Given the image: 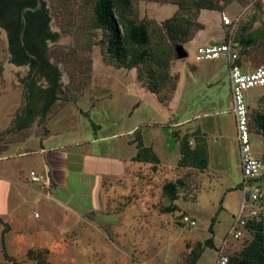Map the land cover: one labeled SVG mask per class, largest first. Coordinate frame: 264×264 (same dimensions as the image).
<instances>
[{"label": "rangeland", "instance_id": "374dc122", "mask_svg": "<svg viewBox=\"0 0 264 264\" xmlns=\"http://www.w3.org/2000/svg\"><path fill=\"white\" fill-rule=\"evenodd\" d=\"M45 1L51 12L50 29L58 34L56 41L49 43L47 51V56L62 73L59 92L62 113L58 120L70 122L72 114L79 111L88 115V118L82 116L76 119L80 130L67 131L68 138L73 140L79 137L85 141L93 135L95 137L92 122L99 126L98 134L104 136L121 131L124 123L134 125L151 121L153 124L145 131L146 140H154L156 150L152 148L158 153L160 163L135 164L132 179H126L123 183L114 184L108 178L104 179L103 191L108 196L112 195L114 188L128 194L117 204L109 198L103 207V196L99 192L88 195L86 191L90 187L85 185L80 189L73 182L70 189L53 194L56 199L64 197L63 200L74 194L73 206L81 212L85 211L84 219L80 216L77 225H69L66 229L60 228L59 223L45 224L44 215L37 207L27 211H6L4 201L8 188L0 183V211L6 213L7 222L13 228L3 225L2 231L0 225V264H194L195 255L203 249L198 244H204L211 236L209 228L213 218L217 217L214 225L215 245L206 247L197 263L215 264L218 247L228 237L244 200L243 191L236 189L243 176L236 124L233 114L229 113L232 106L230 78L226 77L225 83L214 89L222 95L218 106L211 103V96L208 97L211 91L208 85L197 80L193 86L196 96L190 98L191 118L187 123L192 125V129L181 133L179 127L172 129L169 124H164L167 109L159 103L155 94L139 85L136 70L113 67L111 58L106 54L104 34L94 27L97 0ZM197 2H213L218 10L196 9ZM179 4H185L180 11ZM131 12L132 19L138 23L145 22L149 27L154 44L170 50L172 54L176 45L170 40L164 25L177 12L176 16L182 20L184 28L194 36L206 26H209L206 34L214 33L219 16L224 27L220 42L230 36L236 41L241 35L249 36L264 28V0H133ZM223 14L234 20L233 26L223 25ZM201 16L203 25L200 23ZM8 41V35L0 28V130L8 129V122L16 114L23 113L12 108L14 103L5 101L14 100L24 107L29 98L23 79L28 78L30 73L27 67L11 62ZM179 45L185 46L189 56L175 63L172 61L171 72L174 75H179L177 69L173 68L177 66L175 64L195 66L192 64L196 62L195 43ZM239 47L241 64H251L256 68L264 65L262 35L255 40L249 53L245 54L243 47ZM221 62L206 65L225 66L224 61ZM169 94L167 92L165 96ZM246 97L254 135L253 153L261 161V173L264 174V142L252 124L256 113H264V88L251 89ZM68 102L72 104L65 106ZM137 104L139 108L135 109ZM184 106L186 104L182 103L181 111ZM221 106L227 112L217 113ZM130 113L133 114L131 119ZM175 133L178 134L176 140ZM27 135L28 131L23 130L12 138L0 136V151L11 141L25 139ZM161 135L163 141L167 140L165 145H159ZM186 135L195 150L208 145L209 164L206 169L181 165L180 139ZM115 145H118V141L86 144L83 151H90L97 158L116 153ZM129 153L134 156L136 150L132 148ZM178 179L184 182L179 189L178 199L173 203L178 210L163 213L162 209L172 204L163 186ZM141 193L149 195L150 199L143 200L147 205H129L126 214H122L123 204H131ZM220 207H223L221 211ZM185 216L192 217L197 222L196 226L184 224L182 220ZM121 219L125 220L126 225ZM111 224L122 226L120 230H114ZM125 226L127 228L123 229ZM249 240L251 236L246 233L240 240H233L229 253L240 254Z\"/></svg>", "mask_w": 264, "mask_h": 264}, {"label": "crops", "instance_id": "0c3cea01", "mask_svg": "<svg viewBox=\"0 0 264 264\" xmlns=\"http://www.w3.org/2000/svg\"><path fill=\"white\" fill-rule=\"evenodd\" d=\"M200 23L204 24L202 16ZM221 25L220 18L217 16V28L214 33L206 34L209 28V26H206L204 30H201L194 36L193 40L186 44L195 43L194 50L196 51L200 46L222 43L220 42L223 38L221 30L224 27ZM217 61L218 63L219 61H224L225 66H208ZM175 65L177 66H173V68L175 67V69H177L180 79L173 100L168 107L159 103L167 109V115L163 118L164 124H169L172 129H177L179 127L181 133H187L192 129V125L187 123L191 118V108L189 105L192 102L191 99L196 96L193 86L196 85L197 80L204 81V84L208 85L211 90L208 95V97L211 96V103L218 106V102L221 100L222 95L214 89L220 84L225 83L226 77L230 78L229 64L227 60L219 59L211 62H195V64H192L195 66ZM241 66L245 73L256 69V66L254 67L251 64H241ZM41 86L42 88L48 87L47 84H41L40 87ZM192 93L194 94L190 97ZM50 100V98L44 97H29L24 107H21L20 103L17 104L18 102L14 100L11 102L9 100L5 101V103H14L12 108H16L18 111L22 110L23 113L16 114L8 122L9 128L0 130V135L6 136V138H12L17 132H22L23 130H27L28 135L25 139L21 138L11 141L4 150L0 151V183L5 184L8 188L4 201L6 211H22V209L27 211L29 208L33 209L37 207L44 215L45 224L59 223L61 226L60 228L64 227V229H66L69 225H77L80 216H83L84 219L85 217L83 214L85 211L81 212V210H77V208L73 206L72 202L76 197L74 194L66 200H63L64 197L56 199L53 197V194H59L61 190L66 191L70 189L73 182L76 184L77 188L80 189L85 185L88 188L90 187L88 191H86L88 195H92L93 193L95 195V192H99L103 196V207L107 204L106 199L109 198L117 204V201L124 199L128 194L124 193V191H120V189L116 190L114 188L112 195L108 196L103 191V180L108 178L110 182L119 184V182L123 183L126 179H132V172L135 164H145L133 161V157H135L138 152L136 144L132 143L134 133L140 128L145 145L155 149L154 140L148 142L145 132L150 127V124L153 123H151V121L135 123L134 125H126V123H124L121 131L102 136L97 132L99 126L92 122L96 131L95 137L93 135L85 139V141H82L79 137L70 140L67 131L73 129L79 131L80 127L76 119L82 116L88 118V115L83 111H79L73 113L71 117L69 116L70 122H61L58 119L62 113L60 111L62 107L59 106L62 100L59 98V95L55 101ZM182 103H185L186 106H184L181 111L180 107ZM71 104L72 102H68L65 106ZM138 106L137 104L136 108H139ZM220 108V112L217 113L227 112L223 109V106ZM232 108L233 103L229 110L231 114H233ZM132 115L133 114L130 113V119ZM12 125L14 126L11 128ZM162 135L159 139V145H165L167 142V140L166 142L163 141L164 138ZM259 137L264 142V137ZM236 140L238 141L237 131ZM107 141H118V145L114 146L116 153H107L106 155L103 154V156L96 158L92 156L90 151H83L86 144L92 145L94 143H103ZM132 148L136 150V155L134 156L129 153V150ZM104 156L106 157L104 158ZM103 160H107V162H103ZM28 161L29 163H27ZM32 171H35L42 177L41 183H34L32 181L30 175ZM72 177H74V179H72ZM262 177H264V174H262ZM144 199H150V197L147 194L141 193L139 196L135 197L131 204L127 203V205L124 203L121 213L126 214L129 205L146 206L147 203L143 201ZM5 215V212L0 211V225L2 226V231H4L3 225L12 228V225L7 222ZM39 217H41V215H39ZM109 221H111L110 218ZM121 221L125 223L123 225H126L124 219H121ZM119 224L111 225H113L114 230H120L122 225L120 226ZM126 228L125 226L123 229ZM1 258H3V254Z\"/></svg>", "mask_w": 264, "mask_h": 264}, {"label": "trees", "instance_id": "16d2710c", "mask_svg": "<svg viewBox=\"0 0 264 264\" xmlns=\"http://www.w3.org/2000/svg\"><path fill=\"white\" fill-rule=\"evenodd\" d=\"M132 4L133 0H97L95 4L94 27L97 30H101L104 34L105 40L103 43L106 46V54L109 55L113 62V67L118 70H136L138 82L147 91L155 94L161 104L169 106V103L173 100L174 92L177 89V84L180 79L179 75H174L171 72L172 61L174 63L179 60L176 47L173 55L170 50L160 48V46L154 44L152 34L146 23H138L130 17ZM184 5L179 4L178 11L182 10ZM27 6L35 7L37 6V2L35 0H0V25L9 34L10 52L15 56L13 62L18 65L30 60L22 48L19 39L20 31L23 27L21 11ZM195 7L196 9L218 10V6L213 2H197ZM50 13L46 1L41 10L26 12L28 26L24 33V41L28 50L41 59H44L47 55L48 47L46 41H56L58 37V34L52 32L50 29ZM177 14L171 19H168L164 25L170 40L176 46L179 44L185 45L194 38V35H190L188 29L184 28V24L176 16ZM261 35L264 39V28L263 30L261 29L250 33L249 36H239L236 40L237 42L234 39L239 49L240 64L241 49L239 45L243 47L245 54L249 53V49L255 40ZM56 88L57 84L55 83L50 101L57 99ZM167 92L170 94L166 97ZM252 122L256 132L264 137V113H256L253 116ZM250 126H252L251 120ZM174 137L175 140L178 139V134L175 133ZM180 141L183 155L181 165L206 169L209 164L208 145L205 144L195 150L190 146L189 136L187 135L181 138ZM132 143L136 144L138 148L137 155L133 157V161L140 163H160V158L154 149L145 145L140 128L134 133ZM261 181H264V177L261 178ZM183 185L184 182L178 179L175 182H167L163 186L165 195L172 202V204L162 209L163 213H174L178 210V206L173 203L178 199L179 189ZM243 185V182H241L236 189L242 190ZM262 207L264 208V201ZM222 209L223 207H220V211ZM216 221L217 217H214L209 228L211 236L204 244H198L203 249L200 254L195 255L194 264L198 263L206 247H214V225ZM246 234L251 236V240L244 245L240 254L235 255L230 253V264H264V210L260 220L249 222Z\"/></svg>", "mask_w": 264, "mask_h": 264}, {"label": "built area", "instance_id": "2783aa9c", "mask_svg": "<svg viewBox=\"0 0 264 264\" xmlns=\"http://www.w3.org/2000/svg\"><path fill=\"white\" fill-rule=\"evenodd\" d=\"M222 23L231 27L234 20L226 14L222 15ZM195 61L210 62L225 59L229 64V76L232 92V112L235 116L237 137L240 148L241 170L243 176L244 200L239 215L234 218L228 237L218 247L217 260L215 264H230L229 249L233 240L238 241L246 233L247 225L251 221L260 220L264 208V181H261V161L254 156L250 126L249 104L246 93L254 88H264V65L250 72L245 73L239 63L240 54L233 36L222 43L200 46L196 49ZM31 179L34 183H41L42 177L35 171L31 172ZM183 223L194 227L197 222L189 216L183 218Z\"/></svg>", "mask_w": 264, "mask_h": 264}, {"label": "flooded vegetation", "instance_id": "af4514ba", "mask_svg": "<svg viewBox=\"0 0 264 264\" xmlns=\"http://www.w3.org/2000/svg\"><path fill=\"white\" fill-rule=\"evenodd\" d=\"M8 38H9V34H8ZM52 42L55 41L47 40L46 41L47 47L49 43ZM28 57L30 58V60L25 61V63L23 64L18 65L13 62L15 56L11 54V62L16 66L27 67L30 73L28 78L23 79V86L24 88L28 89L29 97L51 98L53 86L55 83L57 84L56 96H58L62 83L61 82L62 73L58 65H56L47 55L44 57V59H41L39 56H37V59L31 58L30 56ZM41 84L42 85L47 84L48 87L42 88V86L40 87Z\"/></svg>", "mask_w": 264, "mask_h": 264}, {"label": "water", "instance_id": "95a60500", "mask_svg": "<svg viewBox=\"0 0 264 264\" xmlns=\"http://www.w3.org/2000/svg\"><path fill=\"white\" fill-rule=\"evenodd\" d=\"M35 1L37 2V6H35V7L27 6V7H24L23 10L21 11V18L23 20V27L20 31L19 39H20V44H21L22 48L25 50V53L28 56H30L31 58L37 59V56L32 54L28 50L26 43L24 41V33H25L27 26H28V19H27L26 12L27 11L36 12V11L41 10L43 8L44 2H45V0H35ZM0 28L2 29L3 27L0 25ZM3 30L7 34L6 29L3 28ZM8 46H9V41H8ZM9 52H10V50H9ZM176 53H177L179 60H184L189 56L187 50L185 49V46H183V45H177L176 46ZM10 56H11V53H10Z\"/></svg>", "mask_w": 264, "mask_h": 264}]
</instances>
